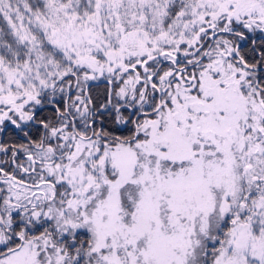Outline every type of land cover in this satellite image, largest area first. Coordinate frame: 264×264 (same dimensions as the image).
Listing matches in <instances>:
<instances>
[{
    "label": "rangeland",
    "instance_id": "obj_1",
    "mask_svg": "<svg viewBox=\"0 0 264 264\" xmlns=\"http://www.w3.org/2000/svg\"><path fill=\"white\" fill-rule=\"evenodd\" d=\"M245 16L264 27V0H0V115L29 119L69 73L82 79L79 112L126 96L149 110L152 74L167 90L134 141L80 142L75 192L56 203L49 190L9 193L30 203V236L0 264H264V104L241 95L234 47L218 34L197 81L173 84L172 68L155 76L164 55L191 53L204 30ZM123 111L120 124L131 119ZM4 212L7 222L20 208Z\"/></svg>",
    "mask_w": 264,
    "mask_h": 264
},
{
    "label": "flooded vegetation",
    "instance_id": "obj_2",
    "mask_svg": "<svg viewBox=\"0 0 264 264\" xmlns=\"http://www.w3.org/2000/svg\"><path fill=\"white\" fill-rule=\"evenodd\" d=\"M241 37L243 46L237 51V45L234 46L231 68L238 71L234 78L239 79L243 90L241 95L250 98H254L256 94L260 95L262 97L260 102L264 104V52L257 49L255 44L261 42L263 45L261 48L264 50V27H260L251 40L245 35ZM245 46L248 58L244 56L242 50ZM166 60L172 64V68L180 71L179 77L182 81L188 80L193 61L179 59L177 62L171 57ZM69 74L68 78L57 81L51 99L44 100L42 94L40 104L32 111L29 119L15 118L12 114L6 117L0 115V257L21 248L30 236L28 201L18 200L16 204L20 208V213L9 214V220L5 222L4 207L11 208L16 205L14 203L16 199L9 198L10 192L14 191L19 194L20 199H25L30 194L49 190L51 192L49 199L56 203L66 192L70 194L77 190L75 186L68 184L71 182V172L76 167L75 154L80 151V147L78 148L80 142H92L98 147H104L108 141L132 142L135 138L128 135L138 133L141 117L156 112L149 110L137 112L132 106L124 104L113 106L111 100L107 102L105 109L99 108L98 112L91 110L89 113L88 110L79 112L71 95L75 93L82 79L76 77L74 73ZM195 80L197 81V78ZM183 82L187 84V81ZM104 83L101 80H88L83 85V91L86 94L88 89ZM153 86L160 99L162 94L159 86L155 84ZM66 90H69L70 95L68 102L67 94H64ZM188 93L189 97L199 96L196 91L191 90ZM195 98L201 97L189 99ZM84 105L83 103V107ZM123 110L128 112L131 119L125 124H120L119 120L123 121ZM83 113L85 114L81 116ZM85 144L82 147H86ZM62 201L65 204V198H62ZM31 203L40 210L45 204L42 200H33ZM64 237L72 240L69 235Z\"/></svg>",
    "mask_w": 264,
    "mask_h": 264
},
{
    "label": "trees",
    "instance_id": "obj_3",
    "mask_svg": "<svg viewBox=\"0 0 264 264\" xmlns=\"http://www.w3.org/2000/svg\"><path fill=\"white\" fill-rule=\"evenodd\" d=\"M31 1H33V0H31ZM32 3H34V2H32ZM248 18H247V16H245V17L241 18V21H239V22H232V25L230 26V28H224L223 26H217L214 28L212 27L210 29L204 30V32L201 34V38H202L201 41H198L195 44L196 46L192 50L191 53H187L185 55H178V57L181 59L194 62L193 68L189 70L190 74L187 76L188 80L189 79H196L198 67L201 66L202 64H206L204 62H207L209 60L210 51L213 49V46L215 44V40L212 42V39H211V35L214 31L220 30L219 35H222L223 37L228 38L227 44H230V46H232V47H234V45L238 42L239 39L242 40V37H241L242 35H245L248 40H251L257 34V32L259 31V27H254V26L249 25V24L247 25V23H248L247 19ZM221 24H222V22L218 23V25H221ZM229 31H231L232 33H230ZM255 44L257 46V49H260L261 51L264 52V50L261 48V46H263V45H261V42H256ZM207 48H208V52L204 56ZM245 48H246V46L243 48L244 56L246 58H248L249 55H248V52L245 50ZM190 49H192V48H190ZM233 55H234V51H233ZM164 56L167 59L168 56H166V55H164ZM202 56H204V57L202 59H200ZM196 60H199V62H196ZM148 65H150L151 68L154 67V64L152 66V62L148 63ZM156 68H158V70L156 71L155 76L158 79L159 77H161L163 75L164 72L169 71V69L172 68V64L170 62H168L167 60H161V65L156 67ZM139 69L142 71L141 66ZM171 71L173 73V78H174L172 83L173 84L177 83V79L180 78L179 77L180 71L176 70L174 68H172ZM175 75H176V77H175ZM114 84H115V89H116L118 84L115 82H114ZM146 89H147V94L145 95V97H146V101L148 102V103H146V106L149 110H151L157 106L158 101H159V97H158V94H156V92L152 93V90L149 88L148 83H147ZM115 94H116V92H115ZM161 94H162V99H163L167 94V90H165V91L162 90ZM99 97L101 98L102 96L99 95ZM123 102L126 104L129 103L132 105L134 102H136V99L134 97H127L126 96V98L124 100L116 101L115 104L118 105V104L123 103ZM94 105L97 106L96 102L94 103ZM128 121H126V122H128ZM33 224H34V222H33Z\"/></svg>",
    "mask_w": 264,
    "mask_h": 264
},
{
    "label": "water",
    "instance_id": "obj_4",
    "mask_svg": "<svg viewBox=\"0 0 264 264\" xmlns=\"http://www.w3.org/2000/svg\"><path fill=\"white\" fill-rule=\"evenodd\" d=\"M229 32L232 33L231 31H229ZM219 33H220V30L215 31V32L212 34V36H211L212 41L215 39V37H216ZM239 47H240V45H237V46H236V51L239 49ZM207 51H208V50L205 51V54L207 53ZM205 54H204V55H205ZM170 56H171V58H172L174 61L179 62V58H178L177 55H175V54H170ZM202 57H203V56H202ZM153 77H154L153 74L149 77V85H150V87H153V83H152V79H153ZM105 81H106V80L104 79V80H102L101 82H105ZM160 104H161V102L159 101V104H158V107L156 108V110L159 109ZM109 105H110V102H109ZM100 110H101V109H100ZM156 110H155V111H156ZM98 111H99V110H97L96 112H98ZM150 113H152V112H150Z\"/></svg>",
    "mask_w": 264,
    "mask_h": 264
}]
</instances>
